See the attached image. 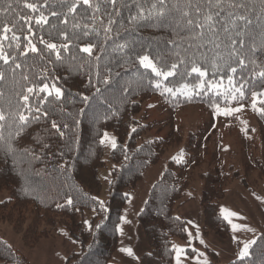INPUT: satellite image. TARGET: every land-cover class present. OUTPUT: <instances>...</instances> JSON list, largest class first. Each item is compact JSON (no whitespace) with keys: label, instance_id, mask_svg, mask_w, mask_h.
Segmentation results:
<instances>
[{"label":"trees","instance_id":"trees-1","mask_svg":"<svg viewBox=\"0 0 264 264\" xmlns=\"http://www.w3.org/2000/svg\"><path fill=\"white\" fill-rule=\"evenodd\" d=\"M8 2L0 0V9L8 7ZM73 2L20 0L12 2L8 11H0V30L4 25L13 29L6 34L8 40L2 39L0 31V46L21 65L13 72L11 59L9 65L0 61V71L5 74V80L0 81V109L6 115L0 122L5 137L0 144V193L9 194V199L0 203V222L13 226L27 248L49 238L54 229L65 230L80 251L69 255L64 264H109L117 249L123 204L166 149L162 140L140 142L145 126H139L135 117L141 112L142 101L155 96L171 108L201 106L206 110L250 105L253 92H264V78L258 75L264 70V4L261 0H243L245 7L228 9L250 21H238L239 27L232 32L234 36L239 33L237 47L239 41L244 42L241 58L245 64L225 60L218 61L214 68L217 49L212 45L200 50L203 56L195 48H188L191 27L176 10V0H169L171 10L166 16L137 20L132 18L141 0H117L114 7L107 0H90L93 5L99 2L98 11L81 3L70 12ZM26 3H35L38 10L25 8ZM178 7L186 8L184 0ZM41 15L48 23L37 25L35 21ZM108 28L111 31L106 32ZM13 33L18 39H11ZM41 38L58 47L68 43L70 50L61 49V59L57 60L55 52L40 43ZM29 40L40 51L32 53ZM89 44L93 45L91 56L80 51ZM193 52L196 66L206 71L205 76L192 73L190 63L179 64L171 76L157 75L138 59L147 54L157 71H167L177 61V53L186 58ZM44 84L52 95L40 91ZM53 86L61 89L62 97H56ZM27 88L33 92L28 93ZM167 89H172L168 95L164 94ZM19 93L29 96L27 106L20 107L25 102ZM255 99L259 100L256 118L264 131V115L258 111L264 108V96ZM17 112L27 116L26 124L19 121ZM53 122L59 130L52 127ZM65 124L67 127H63ZM105 132H111L116 142L108 161L101 143ZM7 144H11V151H6ZM107 162L112 164L110 180L101 198L98 173ZM177 166L184 165H168L151 187L138 216L149 249L138 264H173L174 241L186 238V222L173 215L175 206L187 201L182 200L187 185L177 178ZM215 175L219 177L220 173L203 176L202 230L204 234L228 237L230 229L220 213L222 197L217 198L215 193ZM185 253L195 255L189 249ZM205 253L209 264H221L214 252L206 248ZM0 264L28 263L0 238ZM226 264H264V233L256 237L246 256Z\"/></svg>","mask_w":264,"mask_h":264},{"label":"rangeland","instance_id":"rangeland-1","mask_svg":"<svg viewBox=\"0 0 264 264\" xmlns=\"http://www.w3.org/2000/svg\"><path fill=\"white\" fill-rule=\"evenodd\" d=\"M175 94L174 91L173 98ZM253 100L250 105L213 110L201 106L171 108L155 96L142 101L141 112L135 117L139 126H145L139 140H162L166 149L161 160L148 168L142 182L123 204L117 249L109 264H138L140 257L148 252L138 216L151 187L170 163H183V167L177 166L175 174L187 185L182 198L187 201L173 209V215L186 222V238L174 241L173 264H177V250H180V264H204L205 261L209 264L206 248L217 255L221 264L241 259L239 253L244 243L264 233V131L256 118V109L252 107ZM255 102L257 107L259 100L255 99ZM233 108H240V111L224 114L225 109ZM101 143L107 160L114 149L113 143L116 146L115 137L111 132H105ZM111 167L112 164L107 162L98 173L101 198L105 197ZM214 171L220 173L219 177L215 175L214 185L216 197H222L220 213L229 226L228 237L204 234L202 230L203 176ZM8 199L7 191L0 193V203ZM12 228L8 223L0 222V238L28 264H64L69 255L80 251L79 245L63 229L52 230L49 238L27 248ZM126 249H131L132 254L129 255ZM188 249L195 252L193 257L186 255Z\"/></svg>","mask_w":264,"mask_h":264},{"label":"snow or ice","instance_id":"snow-or-ice-1","mask_svg":"<svg viewBox=\"0 0 264 264\" xmlns=\"http://www.w3.org/2000/svg\"><path fill=\"white\" fill-rule=\"evenodd\" d=\"M12 2L19 3L20 0H9L8 7L4 9H0V11H5V12L8 11L12 6ZM107 2L113 5L114 7L117 3V0H107ZM81 3L89 7H94L96 11L99 10V2L93 5L90 3V0H74L71 7H69V11L74 12L76 10V5ZM179 3L180 0H176V10L181 11L182 16L185 18V23L191 27V31L189 32V44H188L189 49L195 48L196 51L203 56L205 55V53H203L200 50L203 49L208 44L212 45L215 49H217L212 62V66L214 68L218 67V63H217L218 61H225V60L231 61L235 59V61L239 65L245 64V59L241 58V56L243 55L242 48L244 42L239 41L240 47H237L238 40L236 36H238L239 33L237 32L236 36H234L232 35V32L234 29L239 27V25L237 24L238 21H245L246 23H250V21H248V18L244 15H236L233 11H228V9H238L245 7L243 0H184V4L186 5L185 9H180L178 7ZM261 3L264 4V0H261ZM24 7L27 9H31L34 12L38 10L35 3H26ZM170 10L171 9L169 8V0H141V3L137 6V14L132 19L133 20H137L141 18L148 19L153 16L159 18L162 16H166ZM193 14L195 15V19L192 18ZM52 15H56V13L53 12ZM21 19H23V17H21ZM29 19L31 18L29 17ZM35 22L37 25H40L42 23L44 24L48 23V20L46 17L41 15L39 18L36 19ZM109 22L112 23L111 20ZM64 23H67V21L65 20ZM218 23L220 25L219 27H217ZM0 31H2V33L4 34L2 36V39L8 40L9 37L6 34L9 32H13V29L8 27L7 25H4L2 30ZM105 31L106 32L111 31V29L108 28L105 29ZM221 32L224 33L223 37L221 36ZM88 34L89 33L87 31L84 32L85 36H87ZM11 39H18V37H16L15 33H13ZM65 39L67 40L68 37L65 36ZM193 41H199V43L194 44L192 43ZM40 43H46V42L43 40V38H41ZM173 43L176 42L173 41ZM28 46H29V50L32 53H37L38 51H40L37 49L36 45L31 42V40L28 41ZM261 46L264 47V42H262ZM121 47H124V45H122ZM46 49L55 52L57 60L61 59V55H62L61 49H63L64 51L70 50L68 43H62L58 47L56 43H51V42L46 43ZM80 51L87 53L89 54V56H91L93 52V45L89 44L88 46L81 48ZM185 51L187 52L188 49H185ZM22 54L26 55L27 53L25 52ZM176 55L178 58L177 61L172 62L170 65V69L167 71L165 70L157 71L156 64L153 63V60L147 54L139 55L138 59H139V63L143 65L145 68H151L153 71L157 72V75H164L165 77L173 75L175 73V70L178 68V65L182 63H190L192 65L191 66L192 73H198L200 76H205L207 74L205 70L201 69V67L196 66L197 63L195 59L196 52L191 53V55L186 58L180 57L179 53H177ZM10 59L14 67H12V65H9ZM73 59H75L74 56ZM0 61H3L5 65H9L10 70L13 72H15L16 69L21 68L20 64L15 63V57H10L8 53L4 52L2 46H0ZM249 63H255V61H249ZM229 67H230V71H232L233 73L236 72L235 67H231V66ZM258 75L259 77L264 78V70L259 71ZM23 79L27 80L28 77L23 76ZM4 80H5V74L3 71H0V81H4ZM106 82L107 81H105V83ZM53 87L55 90L56 97L57 98L62 97L63 93L61 89L55 86ZM167 90L170 92L172 91V89H167ZM26 91L28 93H32L33 89L27 88ZM40 91L48 92V95H52V92L49 91V86L47 84H44L40 88ZM237 91L240 92L241 96L244 95L241 89H237ZM2 95L3 93L0 92V96ZM18 95L20 96V99L25 102V105H22L20 107L27 106L29 96L23 93H19ZM258 95L264 96V92L252 93V96L254 98L252 107L254 109H256L255 98ZM84 99L87 100L88 97H84ZM261 103H264V101H261ZM36 110L40 111L39 108H37ZM217 111H219V109H217ZM239 111L240 108L225 109L224 114L231 115L233 112H239ZM258 111L260 112L261 115H264V108L258 109ZM15 115H18V119L20 122H24L25 124L27 123L28 118L24 114L17 112ZM45 115H47L46 112ZM5 120H6V115L4 114L3 110L0 109V122H3ZM23 126L24 125H20V127ZM52 127L57 128L59 130V126L57 125L56 122L52 123ZM63 127H67V125L65 124L63 125ZM3 128H4V124L0 123V144H3L5 141V137L3 135ZM133 131H135V129H133ZM60 135H63V133L60 132ZM112 146L115 147V143H113ZM11 150H12L11 144H7L6 151H11ZM67 202L71 204L72 200L69 199ZM233 227L235 228V225ZM201 243H203V241H201ZM254 243L255 240L244 243L243 248L239 253V256L240 257L246 256L248 254L249 247L251 246V244ZM125 251H127L129 255L132 254L131 249H126ZM177 251H178L177 264H180V258H179L180 250ZM204 264H207V261H205Z\"/></svg>","mask_w":264,"mask_h":264}]
</instances>
